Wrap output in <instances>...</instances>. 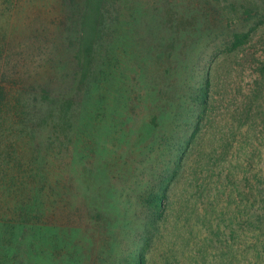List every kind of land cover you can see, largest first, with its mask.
Segmentation results:
<instances>
[{"label":"rangeland","instance_id":"obj_1","mask_svg":"<svg viewBox=\"0 0 264 264\" xmlns=\"http://www.w3.org/2000/svg\"><path fill=\"white\" fill-rule=\"evenodd\" d=\"M39 1L11 8L19 37L2 44L25 53L23 62L47 55L59 37L62 17ZM128 5L80 88L78 126L53 132L49 163L72 185L65 208L44 218L50 228L0 225V264H132L139 252L145 264H264V0ZM79 9L63 17L64 37L75 36ZM233 33L250 37L231 51ZM58 42L53 67L72 82L73 59ZM206 70L209 101L198 119ZM170 175L166 211L151 228L144 199Z\"/></svg>","mask_w":264,"mask_h":264},{"label":"trees","instance_id":"obj_2","mask_svg":"<svg viewBox=\"0 0 264 264\" xmlns=\"http://www.w3.org/2000/svg\"><path fill=\"white\" fill-rule=\"evenodd\" d=\"M15 1L18 0H0V18H6L10 23L6 31L0 27V225L13 231L26 227L50 228L52 224L44 218L55 215L53 210L58 207L65 208L64 195L72 185L64 179V170H58L55 164L49 163L51 147L55 144L53 132L60 130L68 135L75 129V123L78 126L76 116L80 88L89 79L93 60L102 49L101 41L111 39L118 32L129 6V0H43L45 7L55 8L62 19L72 13L73 7L80 8L75 22V36H63L69 34V29L62 19L60 26L55 27L59 35L56 40L54 34L55 49L60 41L62 51L68 52L73 59L74 77L72 82H68L63 75L58 76L53 67L56 51L53 47L38 61L33 57L23 62L28 59L25 53L13 56L8 45L2 44L9 40L14 42L15 37H19V22L10 21ZM33 1L28 0L29 3ZM222 11L227 15L229 26H232L225 8ZM249 37L248 33H233L230 50L244 46ZM19 46L23 49V45ZM60 65L64 67L62 61ZM57 78L62 80L63 86L55 82ZM69 86L74 87V97L70 96ZM210 87L209 71L206 70L193 101L196 105L193 116L198 119H202L207 109ZM42 136H46L47 140L40 141ZM73 141H68L67 146ZM171 151L175 156L184 152L178 148ZM171 179L172 175L163 176L157 186L156 183L151 187L149 197L144 199L151 214L147 220L151 228L166 211ZM132 260V264H145L141 252Z\"/></svg>","mask_w":264,"mask_h":264}]
</instances>
